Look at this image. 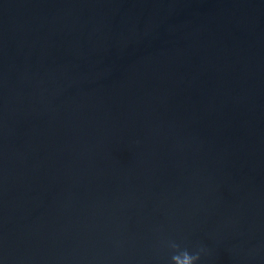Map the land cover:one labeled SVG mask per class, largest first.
Wrapping results in <instances>:
<instances>
[{
	"label": "water",
	"instance_id": "obj_1",
	"mask_svg": "<svg viewBox=\"0 0 264 264\" xmlns=\"http://www.w3.org/2000/svg\"><path fill=\"white\" fill-rule=\"evenodd\" d=\"M184 251L264 264V0H0V264Z\"/></svg>",
	"mask_w": 264,
	"mask_h": 264
},
{
	"label": "clouds",
	"instance_id": "obj_2",
	"mask_svg": "<svg viewBox=\"0 0 264 264\" xmlns=\"http://www.w3.org/2000/svg\"><path fill=\"white\" fill-rule=\"evenodd\" d=\"M172 247H177L175 244L172 245ZM184 256H185V260H186V264H195V261H197L199 259V254L196 255H192L187 251H184ZM174 259V257H173Z\"/></svg>",
	"mask_w": 264,
	"mask_h": 264
}]
</instances>
